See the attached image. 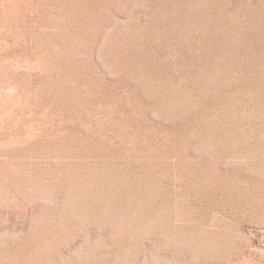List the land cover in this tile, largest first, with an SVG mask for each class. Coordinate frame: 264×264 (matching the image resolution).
Instances as JSON below:
<instances>
[{
	"label": "rangeland",
	"instance_id": "374dc122",
	"mask_svg": "<svg viewBox=\"0 0 264 264\" xmlns=\"http://www.w3.org/2000/svg\"><path fill=\"white\" fill-rule=\"evenodd\" d=\"M0 264H264V0H0Z\"/></svg>",
	"mask_w": 264,
	"mask_h": 264
}]
</instances>
